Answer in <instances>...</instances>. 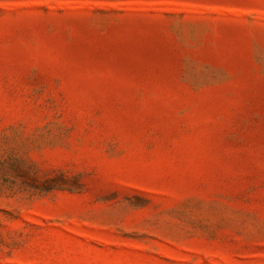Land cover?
Returning <instances> with one entry per match:
<instances>
[{
    "label": "rangeland",
    "instance_id": "374dc122",
    "mask_svg": "<svg viewBox=\"0 0 264 264\" xmlns=\"http://www.w3.org/2000/svg\"><path fill=\"white\" fill-rule=\"evenodd\" d=\"M0 264H264V0H0Z\"/></svg>",
    "mask_w": 264,
    "mask_h": 264
}]
</instances>
